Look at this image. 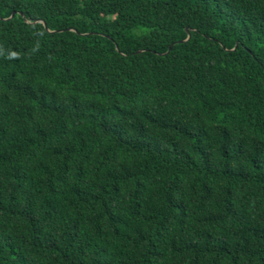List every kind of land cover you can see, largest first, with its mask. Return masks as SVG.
Segmentation results:
<instances>
[{
	"label": "trees",
	"instance_id": "trees-1",
	"mask_svg": "<svg viewBox=\"0 0 264 264\" xmlns=\"http://www.w3.org/2000/svg\"><path fill=\"white\" fill-rule=\"evenodd\" d=\"M0 264H264V0H0Z\"/></svg>",
	"mask_w": 264,
	"mask_h": 264
},
{
	"label": "water",
	"instance_id": "water-1",
	"mask_svg": "<svg viewBox=\"0 0 264 264\" xmlns=\"http://www.w3.org/2000/svg\"><path fill=\"white\" fill-rule=\"evenodd\" d=\"M13 16H14V13H11L10 16L7 18V20H10ZM42 26H43V24H42ZM185 32H186V31H185ZM188 38H189V36L186 35V38H185L184 42L187 41ZM168 50H169V48L167 49V51H168Z\"/></svg>",
	"mask_w": 264,
	"mask_h": 264
}]
</instances>
